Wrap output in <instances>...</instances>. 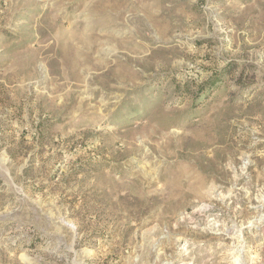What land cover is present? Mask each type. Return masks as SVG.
I'll use <instances>...</instances> for the list:
<instances>
[{"label": "rangeland", "instance_id": "1", "mask_svg": "<svg viewBox=\"0 0 264 264\" xmlns=\"http://www.w3.org/2000/svg\"><path fill=\"white\" fill-rule=\"evenodd\" d=\"M0 264H264V0H0Z\"/></svg>", "mask_w": 264, "mask_h": 264}]
</instances>
